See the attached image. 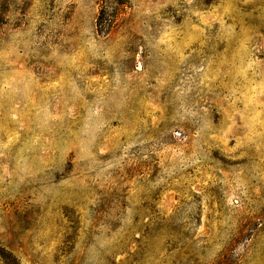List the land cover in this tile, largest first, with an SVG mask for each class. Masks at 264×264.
I'll return each instance as SVG.
<instances>
[{
    "label": "rangeland",
    "instance_id": "374dc122",
    "mask_svg": "<svg viewBox=\"0 0 264 264\" xmlns=\"http://www.w3.org/2000/svg\"><path fill=\"white\" fill-rule=\"evenodd\" d=\"M0 264H264V0H0Z\"/></svg>",
    "mask_w": 264,
    "mask_h": 264
}]
</instances>
